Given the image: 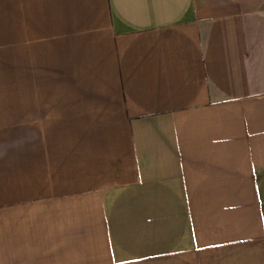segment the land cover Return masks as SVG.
I'll use <instances>...</instances> for the list:
<instances>
[{
  "label": "crops",
  "instance_id": "0c3cea01",
  "mask_svg": "<svg viewBox=\"0 0 264 264\" xmlns=\"http://www.w3.org/2000/svg\"><path fill=\"white\" fill-rule=\"evenodd\" d=\"M17 4L0 264H264V0Z\"/></svg>",
  "mask_w": 264,
  "mask_h": 264
},
{
  "label": "rangeland",
  "instance_id": "374dc122",
  "mask_svg": "<svg viewBox=\"0 0 264 264\" xmlns=\"http://www.w3.org/2000/svg\"><path fill=\"white\" fill-rule=\"evenodd\" d=\"M17 10V0H0V112H16V98L21 96L18 64L22 50L18 44L24 26L18 21Z\"/></svg>",
  "mask_w": 264,
  "mask_h": 264
}]
</instances>
